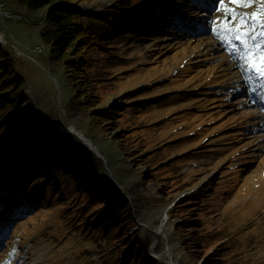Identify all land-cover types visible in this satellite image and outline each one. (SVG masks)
<instances>
[{"label":"rangeland","instance_id":"obj_1","mask_svg":"<svg viewBox=\"0 0 264 264\" xmlns=\"http://www.w3.org/2000/svg\"><path fill=\"white\" fill-rule=\"evenodd\" d=\"M0 1L6 4L3 10L25 16L28 20L6 19L0 9V19L6 25V29L0 25V42L11 44L23 59L21 63L17 61L15 69L25 77V97L30 95V99L35 102L29 112H36L38 119L46 118L52 127L55 124L79 127V133L93 143L91 148L67 128L64 147L61 146L63 151L73 155L68 162L72 169L78 165L84 170L85 166V171L91 169L92 175L96 176L94 180L92 176H85L82 171L74 173L75 179L82 185L80 190L92 191L103 187L102 180L105 177L95 173L93 169L94 153V158L102 163L106 177L115 187L114 190L109 189L104 198L110 195L111 199L114 195H120L118 198L126 197L130 202V207L123 211L115 210L118 215L124 213L123 217L118 216V220L102 218L91 225L86 219V213L91 209L89 201L86 202L87 194H81L79 189L80 193H77L68 176L61 177L63 192H55L56 188L48 189L42 180L39 188L26 190L31 196L30 201L35 203L36 199L48 196L51 198L49 202H53L35 214L33 223L24 224L26 230L34 229L35 225L40 226V218L44 222L54 215H60L64 223L58 225L56 231L48 232L50 241L41 239V230L34 232H38L40 238L32 239L31 234L23 245H18L15 237H9L6 247L0 252L1 264L6 261L11 264H81L84 257L78 256L72 248L69 251L58 250L70 249L73 240L74 245L91 250L88 252L91 263L102 259L104 264H148L150 259L152 264H202L204 260L203 264H213V258H216L221 259L217 264H264L261 257L264 254V238L256 241V248H252L251 244L257 234L252 226L257 224L264 227V103L255 95H252L257 99L255 104L250 98L239 97L246 85L242 82L237 64L211 31L212 21L225 19L223 10L215 11L218 0H166L170 1V9L183 2L186 7L189 6V9H185L186 13H195L194 22L190 23L195 29L190 32H178L176 27H166L165 22H151L148 11L141 22H137L138 7H135L131 11L133 14L129 10H123L122 17L113 24L114 33L109 35V43L113 45L115 54L121 56L116 60L118 66L114 67V74L118 78L125 77L118 86V91L124 87L141 90L137 92L138 97H143V100H138L141 105L138 119L142 125L140 133L149 129L156 140L169 141L166 144L173 148L171 157L179 159L181 172L178 177L181 181L173 179L169 181L170 184L162 180L166 178H159L154 171H148L146 165H141L144 162L139 159L143 158L142 154L130 156L132 151L139 148L130 151L127 148L129 142L119 139L121 133L116 126L107 123L101 133L102 123L89 124L92 122L89 115L78 106L81 100L70 92L72 81L59 71L50 57L49 48L38 45L42 44L39 36L49 29L45 18L46 9H29L22 3L23 0ZM119 2L120 0H95L93 3L89 2L85 10L89 12L95 9V13L105 6L118 5ZM130 3L138 6L136 0H130ZM91 5L100 8H91ZM194 6L201 8L196 9ZM258 6L237 7L225 0V7L235 8L238 13L251 14ZM156 8L164 12L169 5ZM154 15L157 21L163 18L166 21L169 16L166 14L159 17L156 11ZM128 16L134 22L132 29L146 25L155 33L145 35L140 28L131 32L126 20ZM185 18L183 15L180 23ZM200 27L209 32H201ZM157 28L161 32L156 31ZM38 46L44 50L43 53L36 52ZM172 51L174 54H171ZM27 55L39 61L27 58ZM157 55L160 60L156 59ZM205 57L209 60L200 59L196 66H192L199 58ZM215 81H219L218 84ZM115 95H105L104 102L100 105L115 107L118 104ZM99 103L100 101L95 106L99 107ZM20 105L23 107V102ZM220 110L222 113H219ZM230 114L238 115L242 120L229 129H223L222 125ZM216 116L218 119H214ZM214 128L221 130L204 140V133ZM134 133L135 136L139 135L138 131ZM194 133L196 141L192 137ZM135 141L141 142V139ZM4 156L5 151H0V176L4 175L5 179H22L20 176L31 164L33 166L30 172H37L34 165L48 166L56 163L47 157L44 150L38 155H30L28 162H20L19 157L8 158V162L4 160ZM183 157L188 158L183 160ZM252 159V162L249 161ZM143 172L147 176L142 177ZM45 173L42 171L40 175L44 176ZM236 174H240V179H237ZM192 182L195 183L194 186ZM188 183L192 189L184 190ZM228 186L230 190L227 191ZM74 187L77 189V185ZM40 188L45 189L44 194L40 193ZM61 194L63 196L59 197ZM202 195L205 200H214L208 207L210 210L207 216L215 218L212 221L216 230L208 233L203 227L200 232L207 236V240L220 236L217 243H205L206 249L195 241L197 232L193 230L192 222L199 219V208L193 205L181 208L173 215L174 219L169 214L170 208L175 204L184 206L194 200L198 201ZM19 206L12 205L8 213L15 210L12 216L21 215L22 211L17 210ZM102 213L113 215L110 208ZM97 214H93L91 219ZM182 223L184 225L179 228L177 224ZM50 226L49 222L48 227ZM65 227L72 231L71 235L63 232ZM119 227H122L123 232L118 231ZM138 237L146 242V249L136 259L132 256L131 248L121 246L120 243L128 244L132 241L135 246ZM191 245L193 248H190ZM77 252L86 253L83 249ZM209 256L214 257L208 259Z\"/></svg>","mask_w":264,"mask_h":264},{"label":"trees","instance_id":"obj_2","mask_svg":"<svg viewBox=\"0 0 264 264\" xmlns=\"http://www.w3.org/2000/svg\"><path fill=\"white\" fill-rule=\"evenodd\" d=\"M142 1L144 0H136L138 5ZM89 2L93 3L95 0L22 1L23 4H26L28 8L32 10L46 9L45 18L47 19L49 29L46 33H42L39 36L41 43L49 48L50 57L53 58V61L57 64L59 71L64 74V77L72 81L71 83L73 86H70V92L72 95L74 94V97L81 100V104H78V106L82 108L83 112L89 115V119L92 120L89 124L97 125L98 123H102V129L107 123L111 126H116L121 133L119 139H124L126 142H129L127 148H130V151L139 148L132 151L133 153L130 154L131 157H137L142 154L144 159L142 157L139 159L144 160V162H142L141 165H146V167L149 168L148 171H154L158 174L159 178H166L162 180L168 184H170L169 181L173 179L181 181L178 177V174L181 172L179 169V159H175L178 158L176 156L171 157L173 148L166 144L169 141L164 142L156 140L155 136L150 134L149 129H143L144 131L140 133L142 125L138 119L141 105L138 103V100H143V97H138L139 95H137V92L141 90H130L125 87L122 89L120 88L121 90L119 91L117 89L120 83L125 80V77L118 78V76L114 74V67L118 66L116 65V60L121 56L115 54V50L112 48L113 45L109 43V35L110 33H114L115 29L113 28V24L118 18L122 17L123 10L131 7L130 0H120L118 5L115 4L110 7L105 6L95 13L93 12L95 9L89 12L85 10ZM91 8L99 9L100 7L91 5ZM131 19L132 17H126L127 22H129L128 29L132 32ZM110 48H112V50ZM157 58L160 60L159 55L156 56V59ZM18 60L21 61L22 59H20L10 47H0V151H5V161L9 162L8 158L15 159L19 157L20 162H28L30 155H38L44 150L47 157H50L51 160H55L56 162L54 165L48 166L34 165L37 172H30L33 166V164H31V167L20 176L25 182L24 185H18L20 192L29 190L30 188H39L42 180L44 186L46 185L45 187H48V189L56 188L55 192H63L61 177L68 176L72 182V188L77 190V193L81 192V194H87L86 202L89 201L88 204L91 209L86 213V219L91 222V225L99 222L102 218H104V220L111 219L116 221L118 220V216L123 217L124 213L118 215L115 210L123 211L125 208L130 207V202L125 199V197H121L122 199L118 198L120 195H115L110 200V195L104 198L107 192H109L108 190H114L115 187H113L108 177H106L102 163L94 158V153L92 154L93 169L95 173L105 177V179L102 180L103 187L101 189L95 186L97 189L83 191L82 189L80 190L82 185L75 179L74 173L82 171L85 173V176H92L94 180H96V176L92 175L93 171L91 169L85 171V166L84 170H81L78 165H75V169H72V166L68 164L73 158V155L61 149V146L64 147L67 127H65L64 124H55V126L52 127L46 118L38 119L36 113L28 116L26 113L27 111L18 107V98L21 94H24V88L26 86L24 85L25 81H23V77L17 73L18 71L15 69ZM212 66L213 65H209L208 69ZM133 74L135 75L136 73L133 72ZM218 82L219 81H215L214 83L218 84ZM109 90H111V92H109ZM81 93L83 94L80 96ZM114 93L116 94L115 97L118 99V104L116 103L115 107L106 106V104L100 105L104 102L105 95L111 96V94ZM98 101H100L99 107H96L95 105ZM25 104V107H32V103L28 96L25 100ZM212 110H214V108ZM225 111L226 109L224 112ZM219 113H222L221 110ZM229 116L230 117L226 118L225 124L223 123L222 125L223 129H225V127L229 129L238 121L242 120L238 115L230 114ZM214 119H218V117L216 116ZM201 128L206 129L205 127ZM78 129L80 128L78 127ZM91 130L92 128L89 131ZM104 130L105 129H103L101 133H103ZM132 130H135L134 132L138 131L139 135L135 136ZM219 130L221 129L214 128L208 132L206 131L204 133V140L210 138L212 134ZM195 135V133L192 135L194 141H196ZM136 139H141V142H136ZM187 158L188 157H183V160ZM42 171L47 173L42 176L43 174L40 175ZM166 175H169V177H166ZM144 176L147 175L143 172L142 177ZM236 176L237 179H240V174H236ZM44 178L46 179L45 181ZM33 184L35 187H33ZM76 185L77 189L74 187ZM194 185L195 183L192 182V186ZM192 186L188 183L184 190H190ZM228 190H230V186L227 187V191ZM18 193L19 192H15L14 194L17 201L19 200L17 197ZM40 193L44 194L45 189L40 188ZM214 195L217 194L215 193ZM61 196H63V194L59 195V197ZM44 198L45 201L47 200L46 202L48 204H52L53 201L49 202L51 198L49 199L48 196ZM192 199H194V197ZM41 200L42 199H36L35 202H40ZM212 203H214V200H205L202 195L198 201L194 200L186 203L184 206H176L175 204L169 210L170 218L174 219L175 216L173 215L181 208L183 209L189 205L199 208L201 217L199 216L200 214H198L199 219L192 222L194 226L193 230L197 232L195 241L205 249V243H217V241H220V236L218 235L207 240V236L200 232L203 227L208 233L216 230V226L213 225L212 221V219L215 218L207 216L210 210L208 207H210ZM120 204L121 207H118ZM108 208L113 212V215L102 213ZM21 210L23 212L22 215H20L22 217L21 223L19 222L14 226V228L17 229L16 233L19 235L28 234L25 232L24 224L29 221H34L36 213L34 208L22 206ZM95 213L98 214L91 219L92 215ZM41 219L42 218H40V222L42 221ZM56 220L59 221V223H64L60 215H56ZM11 224L12 223L8 224V226ZM81 224H84V222ZM196 224H203V226H195ZM177 225L181 228L184 223ZM252 227L255 228V226ZM256 228H259V226L256 225ZM118 231L123 232L122 227H119ZM120 245L129 246L132 256L136 259H139L146 249V242L143 241L142 237H138L135 246L132 244V241L128 244L120 243ZM190 248H193V246L191 245ZM144 257L145 255L143 258ZM213 257L214 256H209L207 258L210 259ZM218 260L213 258V264H217L216 262ZM202 262L204 263L205 260ZM147 263L152 264L150 259Z\"/></svg>","mask_w":264,"mask_h":264},{"label":"snow or ice","instance_id":"obj_3","mask_svg":"<svg viewBox=\"0 0 264 264\" xmlns=\"http://www.w3.org/2000/svg\"><path fill=\"white\" fill-rule=\"evenodd\" d=\"M228 3L243 8L259 5L251 14L238 13L235 8H226L225 0H218L215 11L223 10L225 19L212 21L211 31L237 64L248 95L255 94L264 103V0H228Z\"/></svg>","mask_w":264,"mask_h":264},{"label":"bare ground","instance_id":"obj_4","mask_svg":"<svg viewBox=\"0 0 264 264\" xmlns=\"http://www.w3.org/2000/svg\"><path fill=\"white\" fill-rule=\"evenodd\" d=\"M6 6V4L5 3H3V2H1L0 1V9L2 10L1 11V13H2V15H4V17L6 18V19H17V20H19V21H28L27 20V17H25V16H22V15H17V14H15V13H13V12H11V11H8V10H3L4 9V7ZM216 7H217V5L214 7L215 9H216ZM4 11V12H3ZM0 25H1V27L3 28V29H6V25H5V23H4V20H1L0 19ZM1 27H0V29H1ZM2 30V29H1ZM3 36H4V33H3ZM4 38H5V36H4ZM11 45V44H10ZM10 45H8V44H4V43H2V42H0V47H4V46H8V47H10L12 50H13V48L10 46ZM38 45H44V44H38ZM47 47V46H46ZM37 51V53L39 52V54H41V53H43L44 52V50L42 51L41 50V46H38L37 47V49H36ZM14 51V50H13ZM15 52V51H14ZM16 53V52H15ZM17 54V53H16ZM18 55V54H17ZM18 57L21 59V57L18 55ZM27 58H30V59H32V60H34V61H37L38 59H36V58H34V57H32V56H30V55H27ZM23 60V59H22ZM21 60V61H22ZM39 61V60H38ZM18 62H20L19 60H18ZM21 63V62H20ZM17 73H19L22 77H23V81H25V77L21 74V72H17ZM24 85H26V82H25V84ZM27 86V85H26ZM26 86H25V88H24V92H25V89H26ZM244 92L240 95V97H245V98H250L249 97V95H248V88H247V86H244ZM28 97H29V99L31 98V96L30 95H27ZM26 98L27 97H25V95L24 94H21V96L18 98L19 100H18V107L20 108V109H22V110H25V111H27L26 113H27V115L28 116H31L33 113H36V112H29V110L32 108V107H30V108H28V107H25V100H26ZM109 99H111V98H109ZM21 100V101H20ZM30 101H31V103H32V106L34 105V100H32V99H30ZM23 102V107H22V105H20L21 103ZM22 107V108H21ZM49 110H47V112H48ZM83 112V111H82ZM37 114V113H36ZM64 126L65 127H67L65 124H64ZM69 130H70V132L72 133V134H74L75 136H78V137H80V139H82V141L83 142H85L88 146H90L91 148H93L92 147V142L88 139V138H86L83 134L81 135V133H79V132H77V131H79V129H78V127H75V126H70V127H67ZM67 128H66V130H67ZM67 133H68V130H67Z\"/></svg>","mask_w":264,"mask_h":264},{"label":"water","instance_id":"obj_5","mask_svg":"<svg viewBox=\"0 0 264 264\" xmlns=\"http://www.w3.org/2000/svg\"><path fill=\"white\" fill-rule=\"evenodd\" d=\"M77 132H79V131H77Z\"/></svg>","mask_w":264,"mask_h":264}]
</instances>
